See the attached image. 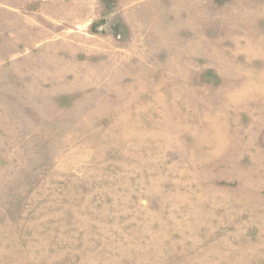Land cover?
Here are the masks:
<instances>
[{
  "label": "rangeland",
  "instance_id": "1",
  "mask_svg": "<svg viewBox=\"0 0 264 264\" xmlns=\"http://www.w3.org/2000/svg\"><path fill=\"white\" fill-rule=\"evenodd\" d=\"M0 264H264V0H0Z\"/></svg>",
  "mask_w": 264,
  "mask_h": 264
}]
</instances>
